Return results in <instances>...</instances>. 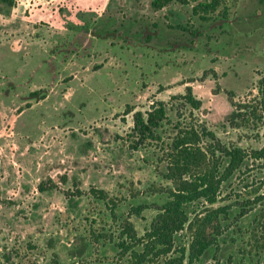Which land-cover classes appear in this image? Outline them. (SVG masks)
Segmentation results:
<instances>
[{
	"label": "rangeland",
	"instance_id": "1",
	"mask_svg": "<svg viewBox=\"0 0 264 264\" xmlns=\"http://www.w3.org/2000/svg\"><path fill=\"white\" fill-rule=\"evenodd\" d=\"M151 1L0 2V264H137L121 250V241L132 245L123 227L129 221L142 237L171 183L162 177L158 143L129 148L132 113L126 107L144 113L165 103L168 121L157 129L164 143L179 112L205 124L227 147L263 148V124L251 116L234 126L230 121L236 106L260 101L264 4L220 0L227 33L208 25L209 38L195 39L191 50L176 46L181 32L168 27L197 26L192 6L211 0L160 11ZM93 24L118 32L101 39L81 29ZM152 24L159 34L145 43L143 29ZM186 86L201 101L198 111L179 99ZM7 90L11 96L3 95ZM33 91H44L42 104L23 101ZM48 179L56 187L39 192ZM91 187L107 192L114 212L88 194ZM138 206L143 209L135 215ZM208 207L187 204L189 221ZM219 207L225 215L207 231L217 244L189 261L186 225L173 237L171 257L184 248L183 264H264V157L244 159L222 185L213 208Z\"/></svg>",
	"mask_w": 264,
	"mask_h": 264
},
{
	"label": "trees",
	"instance_id": "2",
	"mask_svg": "<svg viewBox=\"0 0 264 264\" xmlns=\"http://www.w3.org/2000/svg\"><path fill=\"white\" fill-rule=\"evenodd\" d=\"M260 1L264 4V0ZM0 2L8 7H13L15 4V0H0ZM189 2L190 0H152L150 7L154 11H160L174 3L185 6ZM220 5V0H211L209 2H198L192 6L191 14L196 19L197 26H169V29L180 30L181 32V41L176 39L174 44L181 49L192 50L195 39L197 40L202 36L209 38L208 31L204 29L211 24H214V28L220 29L222 33H227L225 26L228 25L229 21L228 13L226 7L218 11ZM151 26L143 29L145 43H149L159 34V26L155 24ZM83 28L89 31L93 30L91 36L101 39L108 38L109 35L114 36L118 32H103L100 29V24H93V26L86 28L81 27V29ZM123 39L125 40V38ZM258 84L261 90L260 101L256 105L236 106V111L231 115L230 124L232 126L235 125V119L245 121L249 116L264 126V77L259 79ZM4 92L2 91L3 95L8 96L13 93L11 90ZM42 92L33 91L23 101L34 100L36 103L42 104L46 98V95H43ZM179 99L184 108L189 107L193 111H198L201 108V101L195 99L190 86L185 87V93L179 96ZM125 112L126 114L132 113V128L127 134L129 148L136 151L147 143H158L161 152L158 162L164 163L165 168L162 177L171 183V187L163 190L167 195V200L164 204L154 208L157 213L142 237H137L132 224L126 221L122 235L132 245L121 241V250L123 254L129 253L130 258L137 264H183L186 252L184 248L179 251L181 254L179 257H171L170 254L173 250L174 235L184 230L187 225L192 236L188 247V259L189 261L197 259L210 246L217 244L216 239L212 238L207 231L211 227L215 228L217 224L213 223L219 220L220 214L225 215L226 212L224 207L213 208L218 201L222 185L240 168L246 157L255 160L262 159L264 157V146L262 149L250 153H246L240 148L227 147L221 143L212 131L207 129L205 124L192 117L188 121L183 118L184 114L179 112L176 113L177 121L172 124L173 136L169 143H164L158 135L157 129L163 121H168L165 103H153L149 110L144 113L140 111L133 112L130 107H126ZM55 187L56 184L48 179L39 183L38 191L44 192ZM75 194L80 196L84 193L75 190ZM88 194L92 198L106 203L110 210L114 212L113 209L116 207V203L108 197L107 192L91 187ZM194 202H203L209 207L202 217H196L189 221L185 206ZM141 209L143 207L138 206L132 210L135 211V215H139ZM136 246H140L141 249L136 250ZM212 264H232V262L230 260L226 262L217 260Z\"/></svg>",
	"mask_w": 264,
	"mask_h": 264
}]
</instances>
